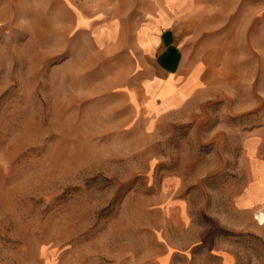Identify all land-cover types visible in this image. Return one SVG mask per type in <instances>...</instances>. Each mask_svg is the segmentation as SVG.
Returning <instances> with one entry per match:
<instances>
[{
	"label": "rangeland",
	"instance_id": "1",
	"mask_svg": "<svg viewBox=\"0 0 264 264\" xmlns=\"http://www.w3.org/2000/svg\"><path fill=\"white\" fill-rule=\"evenodd\" d=\"M157 2L0 0V264H264L263 6L182 13L200 96L152 116L120 89Z\"/></svg>",
	"mask_w": 264,
	"mask_h": 264
},
{
	"label": "crops",
	"instance_id": "2",
	"mask_svg": "<svg viewBox=\"0 0 264 264\" xmlns=\"http://www.w3.org/2000/svg\"><path fill=\"white\" fill-rule=\"evenodd\" d=\"M196 4H207V0H159L161 8L151 10L136 27L130 53L134 56L132 73L137 78L120 89L135 112L167 114L184 105L196 92L200 96L202 66L198 62L187 66L181 24L182 13ZM258 5L264 10V0H258ZM111 37L104 36L101 43Z\"/></svg>",
	"mask_w": 264,
	"mask_h": 264
},
{
	"label": "built area",
	"instance_id": "3",
	"mask_svg": "<svg viewBox=\"0 0 264 264\" xmlns=\"http://www.w3.org/2000/svg\"><path fill=\"white\" fill-rule=\"evenodd\" d=\"M257 220H258V218H257ZM258 222H259V220H258Z\"/></svg>",
	"mask_w": 264,
	"mask_h": 264
}]
</instances>
